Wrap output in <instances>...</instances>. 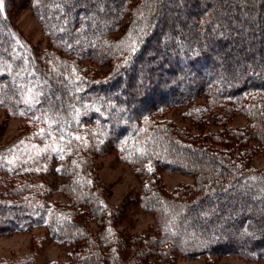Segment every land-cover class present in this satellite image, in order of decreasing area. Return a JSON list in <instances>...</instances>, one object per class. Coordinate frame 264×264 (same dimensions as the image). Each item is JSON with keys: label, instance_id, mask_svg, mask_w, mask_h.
Segmentation results:
<instances>
[{"label": "trees", "instance_id": "trees-1", "mask_svg": "<svg viewBox=\"0 0 264 264\" xmlns=\"http://www.w3.org/2000/svg\"><path fill=\"white\" fill-rule=\"evenodd\" d=\"M25 3L48 45L27 42L3 0L0 110L25 120L19 138L60 147L59 181L46 152L0 162V236L44 228L70 248L60 264L264 260V170L252 163L264 152V0ZM238 115L242 128L230 125ZM110 154L140 182L116 207L96 164ZM164 171L193 183L170 191ZM127 204L154 226L124 238L116 221Z\"/></svg>", "mask_w": 264, "mask_h": 264}, {"label": "rangeland", "instance_id": "rangeland-1", "mask_svg": "<svg viewBox=\"0 0 264 264\" xmlns=\"http://www.w3.org/2000/svg\"><path fill=\"white\" fill-rule=\"evenodd\" d=\"M8 1L9 15L6 14L7 19L21 32L27 42L45 49L48 39L42 25L25 3L26 0L23 2L20 0ZM92 68L94 65L87 63L78 66L80 72L87 74H90ZM100 70L103 71L104 68L102 67ZM169 118L174 119L181 127L190 126L188 121L181 120L175 114L169 115ZM230 125L234 128H242L246 125V119L238 115ZM24 126L25 120L8 118L6 113L0 110V162L11 167L24 155H40L42 152H46L48 160L44 168L48 171L52 181H59L54 176L59 165L54 153L57 150L59 152L60 147L50 142L37 143L31 137L19 138ZM213 129L211 126L210 130ZM252 163L259 170H264V152L257 153L253 157ZM96 164L98 178L104 187V195L109 206H119L127 198L139 192L140 182L134 169L120 162L115 154L98 158ZM160 179L170 191L181 185L193 183L192 177L174 172H161ZM53 199L65 202L59 194L54 195ZM132 207L129 204L124 206L123 216L116 221L117 229L124 238L141 235L154 226V218L149 212L143 211L137 206ZM87 227L92 231L98 229L93 224H87ZM69 252L68 245L54 242L44 228L34 229L27 233L0 236V264H60L69 260ZM175 264H264V260L252 261L239 256H215L208 259L180 256Z\"/></svg>", "mask_w": 264, "mask_h": 264}, {"label": "snow or ice", "instance_id": "snow-or-ice-1", "mask_svg": "<svg viewBox=\"0 0 264 264\" xmlns=\"http://www.w3.org/2000/svg\"><path fill=\"white\" fill-rule=\"evenodd\" d=\"M3 11V0H0V12ZM77 139H80L79 137H77Z\"/></svg>", "mask_w": 264, "mask_h": 264}, {"label": "bare ground", "instance_id": "bare-ground-1", "mask_svg": "<svg viewBox=\"0 0 264 264\" xmlns=\"http://www.w3.org/2000/svg\"><path fill=\"white\" fill-rule=\"evenodd\" d=\"M141 64V63H140Z\"/></svg>", "mask_w": 264, "mask_h": 264}]
</instances>
